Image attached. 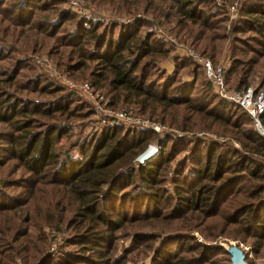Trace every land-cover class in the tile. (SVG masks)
<instances>
[{"label":"trees","instance_id":"1","mask_svg":"<svg viewBox=\"0 0 264 264\" xmlns=\"http://www.w3.org/2000/svg\"><path fill=\"white\" fill-rule=\"evenodd\" d=\"M21 2L15 0L14 7L18 8ZM23 2L21 7L28 11L33 7L31 0ZM214 7L216 6L211 0H158L154 3V13L149 11L151 8H144L143 11L154 14L158 20L164 15L168 19L166 23H174L172 30L175 36L194 48L200 47L198 50L215 64L221 54V48L217 52L216 42L230 38L232 43L228 51L231 60L226 70L227 83L236 89H264V0H244L239 10V19L229 29L225 25L228 17L226 7ZM35 8L38 9L37 6ZM131 12L133 13L129 11ZM60 14L65 16L63 12ZM62 22L52 23V28L60 27ZM146 24L145 20L136 19L131 24L119 26L114 33L116 25L99 31V23L77 20L74 30L63 36L65 40L64 43L61 42L63 46L70 48L66 59L74 58L75 62H66L63 66L68 72L71 69L87 70L91 66L88 81L110 97L113 107L136 103L141 107L142 113L149 110L151 114H163L167 109L174 108L172 113L181 116L188 109L191 113L186 119L190 125L180 124L181 128L195 126L197 122H192L194 116L198 117V122L209 119L200 128L231 134L234 140L240 142L244 151L229 147L224 142L201 138L189 140L188 156L175 170L177 179L173 180V194L165 195L168 192L164 191L165 188L157 187L154 190V187L166 177L165 172L173 156L175 143L168 152L165 153L162 149L155 158L133 165L132 160L155 133L137 127H128L123 132L120 126L112 125L102 127L98 138L76 139L71 143V148L78 149L77 154L75 150L70 151L69 147L58 150L56 145L62 138H68L70 130L68 125H62L61 122L88 117L91 108L88 105L83 115H80L81 110L76 106L69 109V104L66 103L73 99L74 93L65 94L61 85L52 84L37 74L22 83L7 85L12 91L0 92V117L9 130L0 132V135L6 136L11 158L17 160L29 173L22 184L18 185L24 190L13 195L12 203H0V210L5 209L4 211L15 215L19 208L26 206L24 210L30 209L29 199L36 192L43 191L37 184L51 186L53 194L60 192L57 188L67 189L78 201L71 219L78 224L76 236L79 232L89 236L81 238L89 244L87 248L102 260L101 264H120V258H113L114 252L110 249L114 241L112 232L122 227V219L104 217L102 211H98L99 203L96 201L102 200V195L105 199L109 195L110 199L128 198L132 193L125 191V188L131 185L132 188L146 186L138 189L142 199L151 206L158 204L162 198L173 199V218L184 220L192 217L200 220L201 223L194 226L204 225V231L209 228L211 236L227 234L236 238H254L252 248L257 254L264 249V165L257 161L259 157L264 160V135L255 128L253 120L241 106L219 97L207 79L204 85L211 91L212 99L209 102H195L190 97L189 91L193 88V83H179L176 86L175 73L168 75L160 90L155 89L146 68L155 61L153 58L164 57L169 51L151 34L141 32ZM219 29L223 31H215ZM143 59L145 61L142 63ZM183 63L185 61L178 64ZM179 66H175L174 72H177ZM198 66L203 71V67ZM191 74L195 77L197 73L192 70ZM13 78L15 77H8L6 82L10 83ZM21 84L25 90L31 86V90L39 94L59 95L42 103L43 105H40L43 101H36L35 105L43 106V111H37L36 108L30 110L27 105L30 101L25 102L14 93L18 89L23 90ZM205 98L208 99V95ZM37 112L51 121L43 122L42 125L32 124L29 117ZM58 121L60 123H56ZM261 122L264 124V114ZM34 125L35 129L31 130L30 127ZM176 139L180 143L184 141L181 137ZM104 186L107 188L103 191ZM215 216L220 220L211 222ZM22 220L26 227L20 236H28L31 227L40 230L37 223L32 222L31 213L28 215L25 211ZM17 231L18 229H14L13 232ZM30 238L42 251V246L36 244L33 237ZM192 240L193 245L188 246H191L190 250L199 251V255L205 257L211 247L202 245L195 238ZM12 242L17 243L19 240ZM2 244L7 245V242L3 240ZM7 246L10 247L3 245L5 251H0V264H11V257H6L8 261H4V252L13 250L12 243ZM216 249L228 254L223 247ZM171 256L177 257V253ZM75 257L81 258L77 255H71L70 258L76 262L82 261L74 259ZM195 260H200L199 256ZM71 262L65 261L64 264H72ZM164 264H187V259L180 255L175 261Z\"/></svg>","mask_w":264,"mask_h":264},{"label":"rangeland","instance_id":"2","mask_svg":"<svg viewBox=\"0 0 264 264\" xmlns=\"http://www.w3.org/2000/svg\"><path fill=\"white\" fill-rule=\"evenodd\" d=\"M21 1L22 2L18 4V8H15V0H0V92L6 90L12 91V88L7 86L9 84L22 83L27 78L33 77V75H42L48 82L61 85L64 88L63 92L65 94L74 93L75 96L66 103V105L69 104V109H73L75 106L78 107L79 110H81L80 115H83V113L87 111L88 105L90 108L92 107L89 94L69 88L60 83L57 79L52 77L46 70V67L41 65L38 61L41 57L49 58L51 63L67 79L72 80L76 84L88 82L94 93H99L104 99L108 100L109 105H112L110 97L106 95L104 91L95 88L90 81H88V73L91 66L87 68V70L71 69V72H68L65 66H63V64H67L66 62H75L74 58L69 60L66 59L70 48L68 46H63L61 42L65 40V38H62L63 36L69 35V32L74 30L77 20L84 19L92 23H99V31L102 29L108 30L109 27L116 25L114 29V33H116L119 26H126V24L120 21L123 17L131 19L134 17L135 20L141 19L147 22L146 26L141 29L143 33H146L150 24H154V21H157L161 27L165 28L168 34L170 33L175 36L172 30V26L174 25L173 22L166 23L168 19L164 17V15H161L160 20H158V18L154 17V14L143 11L144 8H151L149 11L154 13V3H157L158 0H125L126 2H123V0H84L86 9L90 11L88 16L97 17L95 20L91 17L87 18L85 14H81L78 9L73 8L70 0H31V5L33 7L29 8V11L27 8L21 7L24 3L23 0ZM224 1V5L222 6L225 7L234 1H238L237 9L234 12L236 13L235 16L230 17L227 8H225L228 16H226L227 20L225 25L226 28L229 29L231 24L239 19V10L244 0ZM211 2L212 4L214 2L215 6L218 8L222 7L217 5L215 0H211ZM35 6H37L38 9H36ZM216 7L214 8L217 9ZM22 8H25V10H22ZM129 11H133V13H129ZM61 12L65 13V16H62V14H60ZM166 12H168V9ZM57 21H63L62 25L58 28H52L51 24ZM215 31L221 32L223 30L219 29ZM149 34L154 37L152 33ZM175 37L179 39V37ZM159 41L169 52L164 57L157 56L153 58L155 61L149 63L146 68L150 74L148 77L150 81H152L153 87L155 86V89L160 90L168 75H173V73H175L177 80L176 86L179 83H193V88L189 91L190 97L194 99L195 102H209L212 99L211 91L209 87L204 85V82L207 80L204 77L202 69L198 66L201 64L183 54L181 50H177L172 45H167L161 40ZM179 41L182 43L184 42L185 46L193 48L203 57H208L198 50L200 47L197 49L188 45L181 39H179ZM216 43L218 46L217 52L221 48V54L220 58H217L215 62L224 64L227 70L231 60L228 51L230 43H232L231 39L227 38L217 41ZM208 52L209 48L207 49V53ZM145 59L142 60V63ZM182 61H185V63L178 64ZM176 65L180 66L177 72H174ZM192 70L197 73L195 77L191 74ZM12 76L15 78H13L10 83L6 82V79ZM228 81L232 84L230 79ZM20 87L23 89L24 85L21 84ZM28 87V90L18 89L14 93H17L25 102H28V100L30 101L27 103L30 110L36 108L37 111H43V106L40 105H43L42 103H46V101L52 99V97L59 95L39 94L38 92H33L31 86ZM168 93L171 94V92ZM205 95H208V99L205 98ZM36 101L43 102H41L40 105H35ZM71 102L72 104H70ZM115 108L129 109L139 117L148 118L165 126L160 133L147 127L144 128L153 131L155 135L153 134L149 137V140L140 152L148 147L158 150V153L149 159L155 158L162 149L163 152H168L171 145L175 143V150H173L172 153L173 156L165 172L166 177L161 181V184H157L156 187H154V190H156L157 187H162L161 189L165 188L164 191H168L165 195L170 196L173 194V180L177 179L175 170L188 156V150L190 148L187 142H190L189 140L201 138L204 140L217 141L219 143L224 142L229 147L244 151L240 142L236 139L234 140L231 134H222L204 127L200 128V126L208 122L209 119H206L205 122H198V117L194 116L192 122H197L195 126L185 129L181 128L179 126L180 124L190 125V122L186 119L191 113L188 109L186 112H183L185 115L181 116V114L174 115L172 113L174 108L167 109L163 114L159 112H157V114H151L149 110L142 113L141 107L136 103H130L129 105L120 104L115 106ZM76 115H79V113L76 112ZM29 118L32 120V124L34 123L35 125H42L43 122L51 121L40 112H37V114L34 113V115H31ZM3 120L4 119L0 117V132L9 131L8 127L3 123ZM56 123L60 122L58 121ZM61 123L62 125H68L67 128L70 130L68 138H62L56 145V148L58 150H64L69 147L70 151L75 150L74 152L76 154L78 149L75 147L71 148V146H69L71 143H74L76 139L86 138L90 140L98 138V134L102 129L95 124L91 113L88 117L71 118L69 121H62ZM35 125L31 126L30 129H35ZM117 126H120L123 132L124 129L128 128L123 124H118ZM214 127L215 125L213 128ZM177 131L179 132L178 134ZM200 131L208 135L196 137L195 133ZM180 133L182 134L180 135ZM178 137H181L184 141H181V143L175 141L178 140L176 139ZM7 145L6 136L0 135V203L6 204L12 203V198L15 194L24 190L23 187L18 185L22 184L23 179L29 176L25 167L22 165L20 166L17 160L11 158L9 146L7 147ZM244 153L245 152H243V154ZM257 161L264 165V160L260 157L257 158ZM132 163L133 165L136 164L135 158L132 160ZM36 186L42 187L43 191L40 193L36 192L32 199H29L30 209L24 210L26 207L24 206L21 209L19 208L20 211L17 210L15 215H13L12 212L4 211L5 209H3V211L0 210V251H5L3 245L8 248L10 246L7 245L12 243L13 247L12 251L4 252V261H8L6 257H11L12 259L9 262L11 264H64L65 261H72V264H101L102 260L96 257L95 253L87 248L89 244L84 242V238H81L89 236L81 232L78 233V236L75 234V232H78V224L77 222L71 221V219L74 216L78 201L67 192V189L57 188L60 192L53 194V189H50L51 186L40 184ZM144 187L140 186L138 188L144 189ZM106 188L107 186H104L103 191ZM138 188L137 186L132 188V185L125 188V191L132 193L128 198L122 197L120 200L116 198L110 199L109 196L111 195H109L108 199H105L104 195H102V200L96 201L99 203L98 211H102L104 217L115 220L119 218L122 219V227L112 232L114 241L110 249L111 252H114L113 258H120L118 263L164 264L169 261L173 262L178 256L183 255L185 259H187V264H192L196 261H199L200 264H227L229 262L228 254L216 248H219L220 244L223 243H235L240 245L246 252L248 264H264V249L257 254L253 251L252 245L254 238L238 237V239L227 234L211 236V230L208 228L204 231L206 228L204 225L201 224L199 227L194 226L195 224H200V220H196L192 217L191 219L185 218L184 220L173 218L174 214L171 212L172 204L174 203L173 199L166 200L162 198L158 204L151 206L148 201L142 199V194L139 192ZM123 192L124 191H118V193ZM165 195L163 194V196ZM1 206L0 204V207ZM25 211L28 215L31 213L32 222L34 223L35 221L40 230H35L31 227L30 233H27L28 236H20L26 227V223L22 220ZM156 214H158V216H156ZM218 219L220 220L218 216H215L211 219V222H217L219 221ZM46 222L48 224H45ZM14 229H18V231L14 233ZM30 237L34 238L36 244L42 246V251L30 240ZM192 238H195V240L202 245L211 247L205 257L200 256L199 251L190 250L191 246H188L191 244L193 245L194 240H192ZM15 239H18L19 242L13 243L12 241ZM3 240L7 242V245L2 244ZM100 244H102V242ZM35 249H37L38 252H35ZM173 253H177V257H172L171 254ZM71 255L81 257H75L74 259L82 260L83 262L72 260V258H70ZM198 256L200 260H195Z\"/></svg>","mask_w":264,"mask_h":264},{"label":"built area","instance_id":"3","mask_svg":"<svg viewBox=\"0 0 264 264\" xmlns=\"http://www.w3.org/2000/svg\"><path fill=\"white\" fill-rule=\"evenodd\" d=\"M217 5H224V0H215ZM72 7L78 9L81 14H85L87 18H90V11L86 9L84 0H70ZM238 1L226 6L228 14L230 17L235 16L234 13L237 9ZM95 20L97 17H91ZM135 18H122L120 20L123 24H131ZM152 33L158 40L164 41L167 45H172L177 50H181L183 54L191 57L193 60L199 62L203 67L204 75L206 79L210 82L215 93L230 102L236 103L241 106L251 117L254 122L255 128L264 135V126L262 125V115L264 114V89L256 91L254 87H247L245 89H236L231 87L226 81V66L222 63H213L208 57H203L193 48L187 47L177 39L175 36L168 34L164 27L154 21V24H150L147 28L146 33ZM41 65L46 67L49 74L57 79L60 83L64 84L69 88L79 90L85 94H89L92 102V118L100 128L105 126H112L123 124L127 127H137V128H149L153 129L155 132L160 133L162 129L165 128L164 125L154 122L148 118H142L134 114L129 109L115 108L108 104V100L104 99L99 93H94L91 85L88 82H83L80 84L74 83L72 80L67 79L57 68L51 63L49 58L41 57L38 60ZM179 132L177 131V134ZM182 133H180L181 135ZM204 132L200 131L195 133L196 137H203ZM215 135V134H213ZM216 136V135H215ZM220 139L222 137L216 136ZM237 144V143H235ZM151 156L158 153L156 148L150 149Z\"/></svg>","mask_w":264,"mask_h":264},{"label":"water","instance_id":"4","mask_svg":"<svg viewBox=\"0 0 264 264\" xmlns=\"http://www.w3.org/2000/svg\"><path fill=\"white\" fill-rule=\"evenodd\" d=\"M150 156V151L145 149L135 157V161L141 164L149 160ZM220 246H223L229 254V264H248L246 260V252L240 245L235 243H223L220 244Z\"/></svg>","mask_w":264,"mask_h":264},{"label":"bare ground","instance_id":"5","mask_svg":"<svg viewBox=\"0 0 264 264\" xmlns=\"http://www.w3.org/2000/svg\"><path fill=\"white\" fill-rule=\"evenodd\" d=\"M150 151V150H149Z\"/></svg>","mask_w":264,"mask_h":264}]
</instances>
